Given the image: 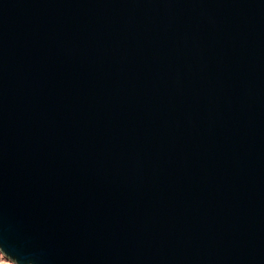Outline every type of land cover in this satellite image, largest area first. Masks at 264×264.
<instances>
[{
    "label": "water",
    "instance_id": "obj_1",
    "mask_svg": "<svg viewBox=\"0 0 264 264\" xmlns=\"http://www.w3.org/2000/svg\"><path fill=\"white\" fill-rule=\"evenodd\" d=\"M0 251L264 264V0H0Z\"/></svg>",
    "mask_w": 264,
    "mask_h": 264
},
{
    "label": "rangeland",
    "instance_id": "obj_2",
    "mask_svg": "<svg viewBox=\"0 0 264 264\" xmlns=\"http://www.w3.org/2000/svg\"><path fill=\"white\" fill-rule=\"evenodd\" d=\"M0 264H14V263L8 258H5L0 251Z\"/></svg>",
    "mask_w": 264,
    "mask_h": 264
}]
</instances>
